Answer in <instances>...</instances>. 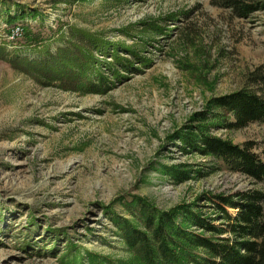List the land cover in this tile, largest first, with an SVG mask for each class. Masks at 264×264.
<instances>
[{"label": "rangeland", "instance_id": "374dc122", "mask_svg": "<svg viewBox=\"0 0 264 264\" xmlns=\"http://www.w3.org/2000/svg\"><path fill=\"white\" fill-rule=\"evenodd\" d=\"M225 5L0 0V264H130L111 217L133 200L218 226L209 198L264 193L191 147L215 100L264 92V11ZM212 122L208 135L264 161V124Z\"/></svg>", "mask_w": 264, "mask_h": 264}, {"label": "trees", "instance_id": "16d2710c", "mask_svg": "<svg viewBox=\"0 0 264 264\" xmlns=\"http://www.w3.org/2000/svg\"><path fill=\"white\" fill-rule=\"evenodd\" d=\"M248 2L226 0L225 6L240 18L264 11V4ZM24 17L25 13L10 17L8 23ZM24 36L31 40L30 29H24ZM66 53L53 60L70 61ZM212 110L217 111L213 117L215 121L204 119L205 125L199 129L197 140L192 142L189 136L190 140L185 139V142L191 141L196 152L215 159L227 170L264 183V161L253 153L252 145L241 147L210 136L206 125L212 122L213 126L239 131L253 124H264V92L245 91L217 99ZM208 201L221 221L218 226L186 208L159 211L145 199L133 200L128 205V218L114 214L111 221L117 228V235L133 255L130 264H264V193L250 190L232 197L216 196ZM189 226L210 236L198 235L189 230ZM104 260V264H114ZM91 261V264H103L97 256Z\"/></svg>", "mask_w": 264, "mask_h": 264}]
</instances>
